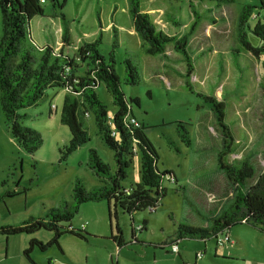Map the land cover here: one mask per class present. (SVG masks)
Returning a JSON list of instances; mask_svg holds the SVG:
<instances>
[{"label": "rangeland", "instance_id": "obj_1", "mask_svg": "<svg viewBox=\"0 0 264 264\" xmlns=\"http://www.w3.org/2000/svg\"><path fill=\"white\" fill-rule=\"evenodd\" d=\"M45 1L43 16L37 17L31 24L32 37L37 45L49 44L59 52L63 45L64 24L62 19L54 17L55 2ZM262 1L234 0L233 4L218 12L224 14L226 22L220 23L217 15V25L204 18L199 23L193 36L195 47L189 46L188 49L195 66L190 81L192 91L187 85L188 64L181 53L172 46L168 48L170 54L167 58L144 53L142 40L129 13V0H58L64 8L58 7L57 11L64 14L70 31L71 46L65 49L67 54H76L85 41L95 42L100 38L103 40L102 53L108 56L116 36L114 28H119L121 48L117 53L116 69L123 80V90L128 98L138 97L141 100L140 107L134 106L135 113L148 127L149 138L160 156L159 168L174 171L179 183H166L168 196L157 212L138 213L139 222L146 220L149 223V231L139 236L140 241L156 244L157 248L138 245L120 249L112 240H106L111 239L112 230L116 234L118 220L115 216L110 219L107 203H91L81 208L72 224L84 230V226L99 215V208H105L102 228L106 223V235L94 234L90 228L87 231L92 236L105 239L87 243L71 235L63 236L60 245L64 255L58 246L52 247L47 254L37 250L32 257L38 264H49L52 257L65 260L63 256L65 264H264V231L247 224L235 227L231 232V243L224 246L218 245L216 239L209 240L207 244L201 240L185 239L179 241L178 246L171 245L178 239L177 231L181 224L206 225L195 214L197 205L215 210L230 194L227 179L218 170V156L224 147V140L212 112L200 109L203 101L199 93L215 95L228 106V121L236 134V143L234 154L227 163L240 166L244 160L251 158L254 161L251 166L256 169L257 175L264 168L262 65L251 60L252 66L244 63L241 74L226 51L234 49L236 22L244 7H257L256 13L264 15ZM142 2L158 28L170 35H187L197 22L187 0ZM192 2L200 14L206 13V4L200 0ZM169 15L178 18L182 27L170 22ZM2 34L0 5V38ZM251 39L255 45L259 43L255 37ZM213 45L216 49L200 55ZM220 51L226 53L224 71L219 64ZM127 59H133L139 67L143 77L139 86L124 83ZM100 94L111 115H114L116 107L110 94L104 88ZM65 100L66 90L51 89L38 106L21 112L25 116L23 126L37 131L44 140L43 147L31 155L19 146L8 129L0 93V227L19 225L33 217H45L49 209L57 208L65 201L73 203L77 180H81L89 190L101 186V180L88 166L91 150H96L100 158L115 169V153L102 141L94 116L87 120L91 142L74 153L67 163L61 161L60 150L72 138L69 128L62 124ZM179 122L187 124L194 140L192 148L183 143ZM141 180V159L138 156L133 181L137 183ZM119 224L126 241H133L131 218L121 214ZM34 237L49 243L54 235L43 230ZM15 238L9 243L6 237H0V264L29 263L24 254L19 253L22 251L21 243L26 246L27 242L23 238ZM220 239H226V236ZM164 244L171 246L167 245L163 250L160 246Z\"/></svg>", "mask_w": 264, "mask_h": 264}, {"label": "trees", "instance_id": "obj_2", "mask_svg": "<svg viewBox=\"0 0 264 264\" xmlns=\"http://www.w3.org/2000/svg\"><path fill=\"white\" fill-rule=\"evenodd\" d=\"M53 1L56 6L54 17L62 19L64 24L63 48L59 52L52 45L40 46L33 40L31 24L34 19L44 14V3L41 0L0 1L3 20V34L0 38V93L6 125L26 153L36 154L44 145L43 137L37 131L23 126L22 119L25 116L21 112L38 106L47 98L51 89L66 90L62 124L69 128L72 138L60 150L61 161L67 163L74 153L91 142L87 120L94 116L99 135L105 145L115 153L117 165L113 169L100 158L96 150H91L88 166L101 180V186L89 190L81 180H77L73 203L65 201L61 206L49 209L45 217H33L19 225L2 226L0 237L4 236L8 240L19 236L27 238L28 248L24 251V256L29 264H38L32 257L37 250L47 254L52 247L58 246L64 252L60 245L63 236L71 235L87 243L105 239L92 236L86 229H77L72 223L84 205L107 203L110 219L113 220L115 216L118 224L116 234L112 230L111 239L106 240H112L120 249L138 245L157 248L156 244L140 241L139 236L149 231V223L146 220L139 222L138 213L157 212L168 196L166 183L178 184L179 180L174 171L159 168L160 156L149 138L148 127L135 113L134 106L140 107L141 100L138 97L128 98L123 90V80L116 69L117 53L121 48L120 30L118 27L114 28L116 36L108 56L102 53L103 40L100 38L95 42L85 41L76 54H67L65 49L71 46L70 31L64 14L57 11L58 7L63 9L64 5H60L58 0ZM187 1L190 2L197 22L184 36L170 35L160 30L152 14L147 12L146 5L143 6L142 0H129V13L142 40L144 53L167 58L170 54L168 48L172 46L184 56L189 73L187 85L194 91L190 81L195 73V66L188 49L189 46L195 47L192 43L195 31L203 18L217 25L219 15L220 23L226 22L224 14L220 15L218 12L233 4L234 0H200L207 7L203 15L198 12L192 0ZM256 9L254 6L244 7L236 22L237 38L233 43L234 49L226 51L230 53L231 61L241 74L244 63L259 61L264 79V15L256 13ZM261 9H264V1ZM169 20L177 27L183 25L173 15H169ZM251 37H255L259 43L255 45ZM214 49L215 45L207 47L200 55L204 56V52L209 53ZM219 55L223 60L220 59L219 64L224 71L226 53L220 51ZM125 63L124 83L132 87L141 85L143 77L139 67L134 64L133 59H127ZM102 88L113 100L116 107L114 115H111L108 105L102 99ZM262 89L264 90V84ZM199 96L203 101L200 109L212 112L224 140V147L218 156V170L226 177L230 194L215 210H207L196 204L195 214L206 225L196 227L181 224L177 231L178 239L171 245L178 246L179 241L185 239L201 240L205 244L216 239L218 245H223L220 242L222 236L231 237L235 227L245 224L264 231V168L257 175L256 169L251 166V158L244 160L240 166L227 163L234 154L236 143V134L228 121V106L215 95L204 92L199 93ZM186 125L179 122V135L183 143L192 148L194 140ZM169 144L172 145L171 142ZM138 156L141 159L142 180L136 183L133 181V169ZM121 214L131 218V242L126 241L120 227ZM43 230L54 235L49 243L34 237ZM167 245L171 246L164 244L160 247L164 250ZM52 262L51 259L49 264H53Z\"/></svg>", "mask_w": 264, "mask_h": 264}, {"label": "crops", "instance_id": "obj_3", "mask_svg": "<svg viewBox=\"0 0 264 264\" xmlns=\"http://www.w3.org/2000/svg\"><path fill=\"white\" fill-rule=\"evenodd\" d=\"M71 41V40H70ZM62 43H63V40H62ZM62 48H63V45H62ZM53 109V108H52ZM100 209V211H99V215L98 216H96V217H94V218H92L91 219V223H88V224H86L84 227H85V229H86V231H90V229H91V232L92 233H94V234H97V235H103V236H105L106 234H105V232H106V230H107V226H106V223H105V228L103 227L102 228V223H104L105 222V217H106V214H105V208H99ZM90 228V229H89ZM113 229V228H112ZM18 238H23V239H25V241L27 242V245L26 246H24V244H22L21 243V250L22 251H20L19 253H23L24 254V252L23 251H25L27 248H28V239L27 238H24V237H18ZM12 239H16L15 237H12V238H10L9 239V243H10V241L12 240ZM23 248V249H22ZM63 255H64V252L62 253ZM56 258V259H55ZM63 258L65 259V260H62V259H59V258H57V257H52V260H53V264H65L66 263V258H65V256H63ZM51 260V259H50ZM29 264V263H28Z\"/></svg>", "mask_w": 264, "mask_h": 264}, {"label": "built area", "instance_id": "obj_4", "mask_svg": "<svg viewBox=\"0 0 264 264\" xmlns=\"http://www.w3.org/2000/svg\"><path fill=\"white\" fill-rule=\"evenodd\" d=\"M43 3H45V0H41ZM221 244L226 245V243H231V238L226 237V239H220ZM177 249V248H176Z\"/></svg>", "mask_w": 264, "mask_h": 264}, {"label": "water", "instance_id": "obj_5", "mask_svg": "<svg viewBox=\"0 0 264 264\" xmlns=\"http://www.w3.org/2000/svg\"><path fill=\"white\" fill-rule=\"evenodd\" d=\"M109 206V205H108Z\"/></svg>", "mask_w": 264, "mask_h": 264}]
</instances>
